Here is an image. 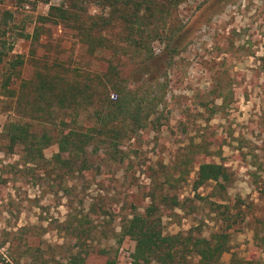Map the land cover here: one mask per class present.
<instances>
[{
    "label": "rangeland",
    "instance_id": "obj_1",
    "mask_svg": "<svg viewBox=\"0 0 264 264\" xmlns=\"http://www.w3.org/2000/svg\"><path fill=\"white\" fill-rule=\"evenodd\" d=\"M62 1L0 0L5 60H22L15 90L38 71L77 79L98 74L110 87L107 51L89 54L78 31L61 25L37 31L39 16ZM218 1L185 0L171 8L157 24L145 71L130 52L111 59L115 78L138 90L149 113L129 140L116 148L94 141L76 165L61 163L64 154L57 161L55 143L43 150V160L26 164L19 149L7 153L0 142V264H70L74 257L81 264H133L135 241L121 231L147 209L153 190L181 203L159 207L164 235L224 233L229 249L218 264H264V0H233L216 12ZM9 68L0 65V85ZM109 90L115 101L117 92ZM93 100L84 106L89 112ZM19 114L15 101L0 95V133L9 121H30L25 111ZM32 126L38 135H57L47 125ZM201 162L227 168L225 191L193 189Z\"/></svg>",
    "mask_w": 264,
    "mask_h": 264
},
{
    "label": "trees",
    "instance_id": "obj_2",
    "mask_svg": "<svg viewBox=\"0 0 264 264\" xmlns=\"http://www.w3.org/2000/svg\"><path fill=\"white\" fill-rule=\"evenodd\" d=\"M49 1L23 0L33 5L48 4ZM231 1L219 0L215 5L216 12ZM183 2L185 0H63L59 5L49 6L45 16H39L41 25L37 31L43 30L45 25L75 29L89 54L94 55L100 49L107 51L111 59H116L121 52H130L137 60V70L145 71L154 57L151 43L159 37L158 22L165 23L170 9ZM91 9L98 12L91 14ZM175 37L170 36L169 41ZM4 46L5 43L0 42V65L10 67V72L5 74L0 85V95L15 101L16 112L22 114L25 111L30 117L29 122L9 121L3 126L0 142L5 152L12 154L19 149L24 163H34L43 160V150L55 143L59 152L57 161H61L60 154H64L66 159L61 163L76 165L75 160L86 154L85 149L92 142L116 148L145 128L149 113L143 111L141 101L137 99L138 90L127 88L115 78L116 69L110 63L111 59L108 60L109 72L104 77L117 92L115 101L110 99V87L98 74L77 79L68 72L38 71L33 81H23L15 90L12 79L19 77L17 66L22 65V60L19 56L5 60L8 53L3 51ZM166 47L170 52L177 49L172 43ZM88 100L94 101L90 112L84 107ZM85 112L91 115L88 122L83 118L79 120ZM21 114L18 116L24 117ZM33 122L57 129L56 137L47 131L38 135L32 130ZM86 167V161L82 162L80 168ZM230 183L231 175L224 165L201 162L192 186L197 190L213 185V190L219 194ZM149 202L147 209L141 214L134 213L121 231L122 236L135 241L131 256L133 264H189L192 257L197 258V264H218L228 251V236L224 233L213 234L209 239L183 234L164 235L157 215L159 207L175 209L181 203L175 196H158L154 190L149 195ZM78 260L74 257L70 264H81Z\"/></svg>",
    "mask_w": 264,
    "mask_h": 264
}]
</instances>
